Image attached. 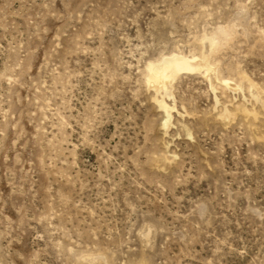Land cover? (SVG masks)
Returning <instances> with one entry per match:
<instances>
[{
	"label": "rangeland",
	"instance_id": "obj_1",
	"mask_svg": "<svg viewBox=\"0 0 264 264\" xmlns=\"http://www.w3.org/2000/svg\"><path fill=\"white\" fill-rule=\"evenodd\" d=\"M253 84L264 0H0V264H264Z\"/></svg>",
	"mask_w": 264,
	"mask_h": 264
},
{
	"label": "bare ground",
	"instance_id": "obj_2",
	"mask_svg": "<svg viewBox=\"0 0 264 264\" xmlns=\"http://www.w3.org/2000/svg\"><path fill=\"white\" fill-rule=\"evenodd\" d=\"M218 43H219V37L213 36L209 39L204 38L202 44L204 45V47L208 46L211 50L212 49L215 50L214 48L217 47ZM201 69H206L208 78H210L212 81L214 80L213 77L215 75V71L210 68L209 63H208V58L206 55L204 59L198 63H190L187 61V59L181 56H178V57L175 56L174 58H168L164 62L162 61V63H160V65L153 70L151 77H150V85L154 87L157 92L164 90L163 95L165 93V95L168 96L171 90V87H170L171 82L173 81L175 77H178L177 75L180 71L182 70H192L193 71V70H201ZM253 93H254V97L257 100H259L257 102L262 101L261 96H260L261 90L258 86H254V84H253ZM159 104H160V107L166 111L167 121L165 123V126L168 127L170 120H171V115H172L171 110L172 109L166 105L163 99Z\"/></svg>",
	"mask_w": 264,
	"mask_h": 264
}]
</instances>
